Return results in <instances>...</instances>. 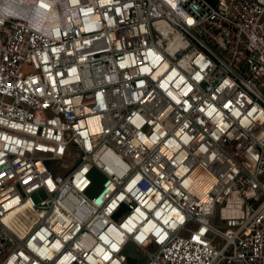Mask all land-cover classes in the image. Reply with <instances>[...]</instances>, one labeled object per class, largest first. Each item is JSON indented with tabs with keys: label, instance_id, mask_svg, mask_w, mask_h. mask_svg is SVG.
Returning a JSON list of instances; mask_svg holds the SVG:
<instances>
[{
	"label": "built area",
	"instance_id": "built-area-1",
	"mask_svg": "<svg viewBox=\"0 0 264 264\" xmlns=\"http://www.w3.org/2000/svg\"><path fill=\"white\" fill-rule=\"evenodd\" d=\"M128 247L264 264V0H0V264Z\"/></svg>",
	"mask_w": 264,
	"mask_h": 264
},
{
	"label": "rangeland",
	"instance_id": "rangeland-1",
	"mask_svg": "<svg viewBox=\"0 0 264 264\" xmlns=\"http://www.w3.org/2000/svg\"><path fill=\"white\" fill-rule=\"evenodd\" d=\"M23 70L24 71H29L30 70V66L28 64H26L24 67H23ZM99 183H95L91 192H94L96 190V188L98 187ZM33 198L35 199V201L38 200V197L37 195H33ZM27 212V211H26ZM25 213V212H23ZM29 215L31 214V217H33V214L31 212H27ZM126 254L128 255V260H129V263L130 264H135L136 263V259L134 256H136V252L134 251V249H132L131 247H128L126 249Z\"/></svg>",
	"mask_w": 264,
	"mask_h": 264
},
{
	"label": "bare ground",
	"instance_id": "bare-ground-1",
	"mask_svg": "<svg viewBox=\"0 0 264 264\" xmlns=\"http://www.w3.org/2000/svg\"><path fill=\"white\" fill-rule=\"evenodd\" d=\"M26 211H27V212L29 211V212L32 213V211H31L30 209H28L26 205L22 206V207L19 209V212H20V213H23V212H26ZM32 214H33V213H32ZM20 227H21V232H22L23 229H24V228H22L23 225H21Z\"/></svg>",
	"mask_w": 264,
	"mask_h": 264
},
{
	"label": "snow or ice",
	"instance_id": "snow-or-ice-1",
	"mask_svg": "<svg viewBox=\"0 0 264 264\" xmlns=\"http://www.w3.org/2000/svg\"><path fill=\"white\" fill-rule=\"evenodd\" d=\"M189 22H191V21H189Z\"/></svg>",
	"mask_w": 264,
	"mask_h": 264
}]
</instances>
